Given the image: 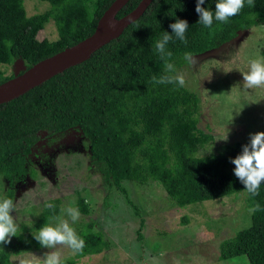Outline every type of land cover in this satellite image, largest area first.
<instances>
[{
	"label": "trees",
	"instance_id": "obj_1",
	"mask_svg": "<svg viewBox=\"0 0 264 264\" xmlns=\"http://www.w3.org/2000/svg\"><path fill=\"white\" fill-rule=\"evenodd\" d=\"M39 1L48 8L27 15L24 0H0V83L92 34L113 0ZM139 1L129 0L116 16L125 15ZM216 3L205 0L203 7L215 11ZM254 5L246 2L228 23L214 20L209 29L199 23L197 0H152L138 19L87 60L1 103L0 176L8 184L6 198L12 199L14 186L33 176L30 157L41 140L77 130L87 141L92 163L98 164L103 180L119 191L123 215H138L141 210L133 199L146 190L135 194L132 186L136 185H158L167 201L177 207L243 193V201L251 209L250 224L220 241L218 258L244 256L248 264H264V183L258 195H252L235 176L231 163L250 138L200 155L213 136L198 126L197 93L176 84L151 82L154 75L166 74L154 44L165 31L174 34L170 24L178 19L189 23L187 44L173 35L167 45L172 62L181 70L188 66L185 52L202 54L231 41L241 30L264 25V0H254ZM50 21L55 37L40 38ZM17 61L22 68L7 73ZM55 202L52 207L44 205L29 227L22 225L26 234H16L11 243L0 245V264H15L12 255L40 246L34 236L58 219L60 206ZM76 203L80 212H88L82 196H77ZM257 204L259 210L252 211ZM104 209L114 210L116 218L117 207L111 204ZM77 235L85 240L77 257L108 250L113 239L102 230ZM138 235L141 237L139 231Z\"/></svg>",
	"mask_w": 264,
	"mask_h": 264
},
{
	"label": "rangeland",
	"instance_id": "obj_2",
	"mask_svg": "<svg viewBox=\"0 0 264 264\" xmlns=\"http://www.w3.org/2000/svg\"><path fill=\"white\" fill-rule=\"evenodd\" d=\"M24 5L27 15L48 8L47 3L39 0H24ZM39 34L40 38L53 39L56 35L53 22ZM194 56L199 63L179 71L185 74L184 87L199 97V128L213 136L200 155L264 132V87L248 89L243 79L249 62L264 58V25L241 30L231 41ZM21 68V62L17 61L7 73ZM226 136L227 140H223ZM30 164L33 176L28 175L26 181L14 186L12 200L19 202L12 213L18 226L16 234H26L27 231L21 230L22 225L29 227L38 219L44 205L58 201L55 204H59L60 214L51 225L65 219L76 233L102 230L113 239L110 238L108 250L83 257L75 256L66 246L32 247L12 255L15 264L25 258L43 264L45 254L51 251L60 252L62 264H116L117 261L119 264H248L244 256L225 261L218 258L220 241L250 224L251 209L246 207L243 193L177 207L167 201L158 185H136L132 186L135 194L146 190L142 192L144 197L133 199L141 210L138 215L131 212L123 215L119 191L103 180L98 164L92 163L87 141L77 130L41 140L30 157ZM127 187L131 190L130 184ZM8 189L5 178L0 176V199L7 196ZM78 195L84 198L87 213L78 210ZM109 204L118 208L116 218L112 216L114 210L104 209ZM68 208L80 213L74 223L67 214Z\"/></svg>",
	"mask_w": 264,
	"mask_h": 264
},
{
	"label": "clouds",
	"instance_id": "obj_3",
	"mask_svg": "<svg viewBox=\"0 0 264 264\" xmlns=\"http://www.w3.org/2000/svg\"><path fill=\"white\" fill-rule=\"evenodd\" d=\"M254 7V0H217L215 11L203 7L205 0H197L195 11L199 14V23L211 29L215 21L228 23L231 17L238 15L245 7ZM174 34L164 32L162 38L154 44V50L164 61L165 75L160 77L153 76L151 82L156 84H176L184 87L186 84L185 74L179 71L172 62L173 53L167 49L169 42L176 39L187 44L186 32L189 23L185 19H178L175 23L169 25ZM184 61L195 67L199 61L191 52H185ZM244 86L248 89L264 87V58L252 59L249 62V69L243 72ZM227 136L223 140H227ZM235 165L234 174L245 186L246 190L252 195H258L261 184L264 183V132H258L251 135L250 143L242 148L241 154L231 160ZM19 203V202H18ZM18 203L10 198L0 199V245L11 243V238L16 236L17 223L12 215L17 210ZM52 207V205H48ZM259 210L257 204L252 211ZM67 214L71 221L76 222L80 213L73 208L67 209ZM55 219V218H54ZM34 238L39 244L48 249H57L58 246H66L73 250L74 253L82 252L85 247V240L77 235L74 228L68 220L60 219L55 226L45 224L38 231ZM20 264H34L30 258L23 259ZM43 264H62L61 254L59 251H51L45 254Z\"/></svg>",
	"mask_w": 264,
	"mask_h": 264
},
{
	"label": "water",
	"instance_id": "obj_4",
	"mask_svg": "<svg viewBox=\"0 0 264 264\" xmlns=\"http://www.w3.org/2000/svg\"><path fill=\"white\" fill-rule=\"evenodd\" d=\"M128 1L113 0L98 19L92 34L0 83V104L26 93L65 69L87 60L100 47L117 38L130 23L143 14L152 2V0H140L131 11L117 17L118 11Z\"/></svg>",
	"mask_w": 264,
	"mask_h": 264
}]
</instances>
